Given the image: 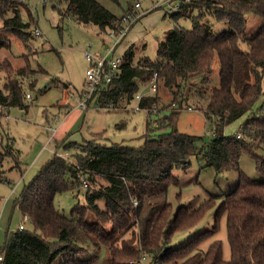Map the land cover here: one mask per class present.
Returning a JSON list of instances; mask_svg holds the SVG:
<instances>
[{
  "label": "trees",
  "instance_id": "1",
  "mask_svg": "<svg viewBox=\"0 0 264 264\" xmlns=\"http://www.w3.org/2000/svg\"><path fill=\"white\" fill-rule=\"evenodd\" d=\"M47 1L54 3L52 8L62 19L71 18L78 24L93 25L101 32L117 30L121 25V18L95 0ZM174 1L178 9L169 12V16L175 26L157 43L158 60H136L130 46L122 56L118 76L93 100L98 104L109 101L112 110H116L120 102L130 103L139 91V84H148L154 72L157 73V90L159 81L168 89L179 90L192 79L202 77L198 86L192 83L195 90L191 95L204 103L200 110L205 119L213 123V139L199 145V137L178 132L177 110L153 122L150 119L152 113L147 112L145 140L139 147L119 144L108 147L93 140L82 145L67 139L55 141L56 150L64 153L76 150L73 156L76 164L54 154L23 186L13 207L27 218L32 229L24 227L5 236L0 248L2 264H54L63 254L67 259L62 264L73 263L68 261V256L94 262L87 256L89 247L99 250L102 246L108 247L111 241H120L125 246L123 230L129 224L137 230L133 239L139 250L150 257L149 264H264V181L248 179L239 165L241 155L245 154L264 176V156L253 153L237 134L228 138L223 136L227 124L249 113L259 96H264V0ZM15 2L18 1L0 0V30L15 36L26 48L30 39L29 25L21 20ZM164 7L161 5L152 10ZM9 12H12L10 17L7 16ZM248 14L262 20L251 37L246 36ZM181 20H188L190 28L177 27ZM3 47L6 44L0 43V49ZM215 58L219 62V86L211 88L205 95V85L211 83L208 74ZM247 69L253 76V83L244 80ZM0 70L6 73L0 90V107L6 110L26 108L23 82L28 81V88H34L35 75L43 70L30 68L29 62L24 68L13 69L10 62L1 60ZM156 101L152 97H142L138 102L139 110L151 109ZM261 114L251 113L240 130L246 138H259L264 145V118L258 117ZM252 123L260 130L250 129ZM166 128H170L169 132L155 137L156 130ZM16 153L11 140L0 134V182L10 185V181L3 178L5 161L12 160L11 169L21 171ZM193 157L205 167H212L217 175L237 171L238 181L232 191L211 196L194 209L175 208L168 197L169 187L179 186L177 182L180 184L174 171L186 175ZM82 175L91 180L99 177L106 185L93 192L86 191L85 205H75L70 217H65L55 208V197L79 189ZM179 194L180 191L176 197ZM207 204L214 206V225L186 244L172 247L174 235L186 230L182 225L184 213L195 216L196 225L205 215ZM89 214L94 216V222L86 221ZM222 218L225 219L229 260L223 258L219 240L211 242L205 251L199 248L219 230ZM105 224H110L109 231L104 228ZM124 256L132 258L131 264H140V259L130 249L110 251L109 261L111 264H130L118 263L127 258Z\"/></svg>",
  "mask_w": 264,
  "mask_h": 264
},
{
  "label": "rangeland",
  "instance_id": "2",
  "mask_svg": "<svg viewBox=\"0 0 264 264\" xmlns=\"http://www.w3.org/2000/svg\"><path fill=\"white\" fill-rule=\"evenodd\" d=\"M17 1L15 2L16 10L19 11L21 20L29 25L27 31L30 33V39L25 48L24 44L15 36L0 30V43L6 44V47L0 49V60L10 62L13 69L24 68L29 62L30 68L35 70L41 68L43 72L35 75L37 83L32 89L28 88V81L24 80L23 82L20 79L26 88L24 89L25 98L23 99V105L26 108L10 107L6 110L0 107V112H2V115L0 114V124L2 126L0 134L5 139L9 138L11 140L14 151L17 152V160L23 165L21 171L16 168L11 169L14 165L12 160L5 161L3 166V178L10 181V185L4 181L0 182V199L8 197L11 188L16 187L8 203H5L8 208L4 214L2 212L3 218L0 219V248L4 244L5 236L15 232L20 223H23L26 230L32 229L27 218H24L13 207V201L21 192L23 186L28 184L41 168L39 163L32 168H27L33 157L42 151L40 161H47L54 154H57L67 158L70 163L76 164L73 158L76 150L67 153L60 149L56 150V142H49L52 133L47 130V127L50 126L54 129L57 127V119L61 121L63 116V113H60L63 106L67 103H73L77 98V94L82 91L85 71L89 65L84 54L86 52L91 55L103 54L105 46L109 43L106 32H101L96 26L78 24L71 18L62 19L60 14L52 8L54 6L52 2L47 0L45 2L44 0ZM95 1L119 18L129 12L140 14L141 17L131 27L119 50L124 53V50L131 46L136 60L139 58H148L155 62L158 60L156 55L157 43L164 38L168 30L175 26L169 16L170 11L167 6L163 9L150 11L158 0ZM169 1L171 6H175L177 3L174 0ZM135 4H139L140 8L135 9ZM146 11L149 12L145 13ZM7 16H12V12H9ZM261 21L258 16L247 15V37L254 35ZM1 25L2 20L0 18V27ZM177 27L189 29L190 22L181 20ZM216 28L220 29L218 26ZM36 31L40 34L36 35ZM218 70L219 62L215 58L211 72L208 74L211 83L205 85L207 89L205 95L211 88L219 86ZM5 79L6 73L0 70V90L3 88ZM201 79L202 77L194 78L179 90L168 89L159 81L156 93H150L149 83H140L137 95L152 97L155 101L157 100L153 104L155 113L150 115L152 122L158 118L168 116L170 111L179 110L176 119L178 132L197 136L200 138L199 145H205L213 139V123L207 121L200 110L204 103L199 101V97L191 95L193 89L195 90L192 83H197L198 86ZM244 80L247 83H253L254 79L249 69L244 73ZM201 87H204V85H201ZM26 94H29L31 99H27ZM70 95L73 97L70 98ZM184 97L188 99L183 100ZM179 100H183L181 104ZM137 105L138 100L135 97L128 104H125V101L120 102L116 110H112L109 101H102L101 104H98L96 100L90 101L88 109L86 111L81 110L76 125L63 138L67 139L68 142L79 145L93 140L108 147L116 144L139 147L145 140L143 136L146 132L147 112L145 110H134ZM255 112L259 115L262 113L258 117L264 118V96H259L249 113L227 124L223 129V136L228 138L240 134V139L247 142L251 151L263 157L264 152L261 149H264V145L261 144L260 139L246 138L240 130L249 115ZM4 115L9 117L7 122L3 117ZM250 129L260 130L256 128L254 123L251 124ZM169 130L170 128L156 130L154 135L156 137L159 134L169 132ZM190 162L191 165L186 175L174 171L180 184L175 182L179 186L169 187L168 197L174 203L175 208L194 209L211 196L228 193L236 186L238 181L237 171L230 170L217 175L212 167H205L202 162L197 161L194 157L190 159ZM239 165L240 171L248 179L264 181V176L257 171L255 163L247 155H241ZM82 176L87 181V188H83L81 184L79 189L60 193L55 197L54 206L65 217H70L75 205H85L86 191L93 192L98 190L100 186L106 185L99 177L91 180L88 176ZM179 191L180 194L176 197V193ZM211 205L207 204L206 209L204 208L205 215L196 225L194 224L196 217L190 215V213H184L182 225L186 227V230L174 235L172 247L176 248L186 244L189 240L214 225L215 209ZM86 221L94 222L95 218L92 214H89ZM104 226L109 231L110 224ZM123 231L125 232L123 235L124 247L120 241H111L108 247L102 246L99 250L96 247H89L87 256L93 259L94 262H85V260H82L84 258L78 260V256H68V261L73 262L72 264H111L109 261L110 251L125 252L130 249L136 253V258L140 259V264H149L150 257L139 250L133 239L137 230L130 228L129 224ZM215 240L221 242L223 258L229 260L230 249L227 242L224 218L220 220L219 230L212 237L203 241L199 248L205 251L209 244ZM140 252L142 253L139 258L138 254ZM143 256H145L144 259H142ZM124 257L127 258H123L124 260L121 261L118 260V263L131 264L132 258L130 259L129 256ZM66 259L67 255L63 254L57 258L54 264H62Z\"/></svg>",
  "mask_w": 264,
  "mask_h": 264
},
{
  "label": "built area",
  "instance_id": "3",
  "mask_svg": "<svg viewBox=\"0 0 264 264\" xmlns=\"http://www.w3.org/2000/svg\"><path fill=\"white\" fill-rule=\"evenodd\" d=\"M161 5L167 6L170 12L176 11L178 9L177 4L175 6H171L170 2H168L167 0H158L152 6L151 10L154 8H158ZM134 8L135 9L140 8L139 4H135ZM140 17H141L140 14H135L133 12L124 14L121 17L120 27L117 30H109L106 33V38L108 39L109 43L106 45L104 49V53L99 55H91L90 53L86 52L84 54V57L89 65L85 71L83 89L80 93V96L77 99V104H76L77 108H79L82 111H86L88 109L89 102L94 99L95 95L105 90L112 83L113 79H115L118 76L120 71V66L122 63V57L119 56V54L117 53V48L126 38L129 30ZM35 34L39 35L40 33L36 31ZM149 91L150 93H156L157 91L156 72L152 74L151 79L149 81ZM142 97L143 96L141 95L135 96L138 102ZM26 98L30 99V95L26 94ZM134 110L139 111L138 105L137 108ZM145 111L146 112L150 111L152 114H154L155 108L154 106H152L151 109L146 108ZM4 118L6 122L9 119L8 115H4ZM47 130L51 133L54 132V129L52 127H47ZM240 137L241 135L237 134V138ZM60 157H62V155H60ZM81 182L83 188L88 187L87 181L83 179V177H81ZM13 192H14V188L12 190V193ZM1 202L2 199H0V204ZM23 228H24L23 223H20L18 229L22 230ZM2 261H3V255L0 253V264H2Z\"/></svg>",
  "mask_w": 264,
  "mask_h": 264
},
{
  "label": "crops",
  "instance_id": "4",
  "mask_svg": "<svg viewBox=\"0 0 264 264\" xmlns=\"http://www.w3.org/2000/svg\"><path fill=\"white\" fill-rule=\"evenodd\" d=\"M125 40V39H124ZM124 40H123V42H124ZM122 42V43H123ZM122 43L119 45V47L117 48V53L119 54V56H123L124 55V53L129 49V48H127L126 50H124V53H122L119 49H120V47H121V45H122ZM106 47V46H105ZM105 49V48H104ZM122 54V55H121ZM81 93V92H80ZM80 93H78L77 94V98L75 99V101L73 102V103H67L65 106H63V108L61 109V111H60V113H63V116H62V119H61V121L59 120V119H57L56 121H57V127L54 129L53 127V129H54V132L51 134V139H49V142H51V141H61V140H63L64 138H63V136L65 135V134H67L68 133V131H70V129H72L75 125H76V122L78 121V118H79V116H80V112H81V110L79 109V108H77V106H76V104H77V99H78V97L80 96ZM137 95V94H136ZM135 95V96H136ZM71 97H73V96H71L70 95V98ZM30 99H31V97H30ZM55 119V118H54ZM50 127V126H49ZM61 129H63L61 132H60V130ZM59 132H60V134H59ZM68 141V140H67ZM41 153H42V151H40V153L39 154H37L36 156H34L33 157V159L30 161V163L27 165V168H32L33 166H36V164L37 163H39V167H42L43 165H45V163L48 161H46V160H39V158H40V155H41ZM23 167V165H22V163H20V170H21V168ZM7 180V179H6ZM15 187L16 186H14L13 188H14V190H15ZM13 188H11V191H10V194H9V196L8 197H6V198H3L2 199V202H1V204H2V206H1V204H0V219H2L3 218V215H2V212H3V214L6 212V210H7V208L8 207H6L5 205V203L7 202L8 203V201L10 200V198H11V196L14 194V192L12 193V190H13ZM5 206V207H4ZM13 208V207H12ZM2 217V218H1Z\"/></svg>",
  "mask_w": 264,
  "mask_h": 264
}]
</instances>
